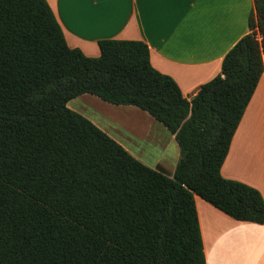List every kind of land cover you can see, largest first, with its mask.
<instances>
[{"label":"trees","instance_id":"trees-1","mask_svg":"<svg viewBox=\"0 0 264 264\" xmlns=\"http://www.w3.org/2000/svg\"><path fill=\"white\" fill-rule=\"evenodd\" d=\"M247 25L187 100L143 42L100 40L86 57L46 0H0V264H206L194 196L264 225L260 192L220 174L263 73L264 0ZM81 95L161 124L179 151L172 176L67 107Z\"/></svg>","mask_w":264,"mask_h":264},{"label":"crops","instance_id":"crops-1","mask_svg":"<svg viewBox=\"0 0 264 264\" xmlns=\"http://www.w3.org/2000/svg\"><path fill=\"white\" fill-rule=\"evenodd\" d=\"M46 1L69 48L95 58L99 56L100 40L141 41L148 47L151 66L171 77L187 100L220 74L225 54L249 32L247 20L253 9V0ZM262 62L263 73L234 133L220 174L255 188L264 200V172H257L264 159L259 153H264V56ZM168 136L174 140L170 133ZM161 147L164 150L166 144ZM178 158L179 151L176 161ZM175 163L166 173L169 176ZM196 198L199 197L194 196V203L206 264H264V254L258 262L257 253L251 252V246L259 243L251 233L264 231V225L235 221L199 198L203 202L198 203L202 226Z\"/></svg>","mask_w":264,"mask_h":264},{"label":"rangeland","instance_id":"rangeland-1","mask_svg":"<svg viewBox=\"0 0 264 264\" xmlns=\"http://www.w3.org/2000/svg\"><path fill=\"white\" fill-rule=\"evenodd\" d=\"M67 107L91 121L143 165L152 169L160 167L169 173L177 162L176 142L170 141L169 132L146 113L131 106H113L90 95H81L69 101ZM165 144L163 150L161 145ZM196 199L198 206L202 200ZM198 210L203 226V216L199 206ZM251 238L258 239L259 243L255 244L257 248L252 245L251 252L257 253L260 262V256L264 254V231L251 233Z\"/></svg>","mask_w":264,"mask_h":264},{"label":"bare ground","instance_id":"bare-ground-1","mask_svg":"<svg viewBox=\"0 0 264 264\" xmlns=\"http://www.w3.org/2000/svg\"><path fill=\"white\" fill-rule=\"evenodd\" d=\"M260 132H261V131H260ZM260 132H259V133H260ZM256 133H257V132H256ZM254 135H256L255 137H258L257 134L254 133ZM251 136H252V134H251ZM247 146H249V145H247ZM247 146H246V147H247ZM259 153H260V156H261L262 154L264 155V153H263L261 150H259ZM259 169H260V171L257 170V172H264V159H263V161H262V163H261V168H259ZM251 171H253V170H251ZM254 172H256V171H254ZM254 172H253V173H254Z\"/></svg>","mask_w":264,"mask_h":264},{"label":"water","instance_id":"water-1","mask_svg":"<svg viewBox=\"0 0 264 264\" xmlns=\"http://www.w3.org/2000/svg\"><path fill=\"white\" fill-rule=\"evenodd\" d=\"M259 37V39L261 38L260 36H258Z\"/></svg>","mask_w":264,"mask_h":264}]
</instances>
